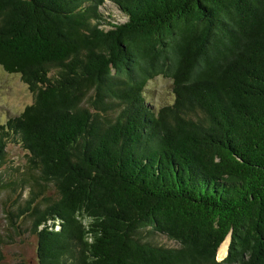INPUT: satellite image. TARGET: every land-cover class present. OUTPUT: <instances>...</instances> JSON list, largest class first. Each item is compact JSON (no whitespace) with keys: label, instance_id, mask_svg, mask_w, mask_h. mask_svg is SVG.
Masks as SVG:
<instances>
[{"label":"trees","instance_id":"16d2710c","mask_svg":"<svg viewBox=\"0 0 264 264\" xmlns=\"http://www.w3.org/2000/svg\"><path fill=\"white\" fill-rule=\"evenodd\" d=\"M0 67L34 96L0 264L26 231L39 264H264V0H0Z\"/></svg>","mask_w":264,"mask_h":264},{"label":"rangeland","instance_id":"374dc122","mask_svg":"<svg viewBox=\"0 0 264 264\" xmlns=\"http://www.w3.org/2000/svg\"><path fill=\"white\" fill-rule=\"evenodd\" d=\"M106 14L112 18H121L120 13L115 6L106 3L104 10ZM118 21V20H117ZM119 21V22H121ZM147 100L155 108L162 107L173 103L174 93L171 81L158 77L150 81L145 89ZM34 101L33 94L29 91L26 84H24L17 74H8L0 67V124L4 123L9 117H14L21 114L24 109L31 105ZM27 155L17 145H9L7 148L6 162L0 168V175L4 179L17 176L27 171ZM19 192V191H18ZM18 193L12 194L3 193L0 196V230L3 234L9 233V226L7 220V211H17L19 207L25 206V199L28 198V189L22 194L21 199H18ZM48 195L54 196L52 188L48 189ZM9 195L11 197H9ZM19 202H16V200ZM16 202V204H15ZM26 218H24L25 220ZM22 226V222H19ZM23 228L29 227V222L26 221ZM144 237L146 240L159 245L167 247H177V244L167 239L163 235L149 234L145 232ZM6 264H39L37 258V238L30 235L28 231L22 236H17L10 244H6L3 249Z\"/></svg>","mask_w":264,"mask_h":264}]
</instances>
